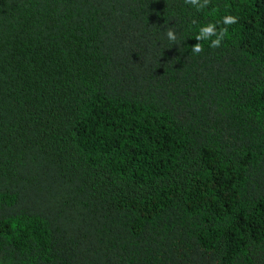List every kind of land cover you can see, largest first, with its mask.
Returning a JSON list of instances; mask_svg holds the SVG:
<instances>
[{"label": "trees", "instance_id": "1", "mask_svg": "<svg viewBox=\"0 0 264 264\" xmlns=\"http://www.w3.org/2000/svg\"><path fill=\"white\" fill-rule=\"evenodd\" d=\"M200 3L0 0V264H264V0Z\"/></svg>", "mask_w": 264, "mask_h": 264}, {"label": "clouds", "instance_id": "2", "mask_svg": "<svg viewBox=\"0 0 264 264\" xmlns=\"http://www.w3.org/2000/svg\"><path fill=\"white\" fill-rule=\"evenodd\" d=\"M186 3L196 6L198 8H202L204 5L200 3V0H185ZM206 2V0H205ZM236 22V18L233 16H226L223 18V23L224 24H234ZM216 35L215 27L211 24L209 25H204L201 26L199 29L198 34L196 35V39L199 40H206L209 39L212 36ZM167 37L170 41H175L176 40V35L172 31L167 32ZM220 36H217L216 39L211 41V47H218L220 44ZM193 51L196 53H199L202 51V48L199 46V44L193 46Z\"/></svg>", "mask_w": 264, "mask_h": 264}]
</instances>
